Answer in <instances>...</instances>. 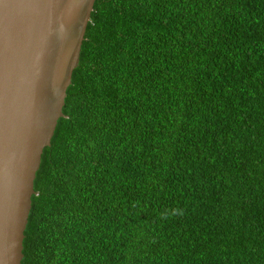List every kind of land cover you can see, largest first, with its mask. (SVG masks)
<instances>
[{"label":"trees","instance_id":"obj_1","mask_svg":"<svg viewBox=\"0 0 264 264\" xmlns=\"http://www.w3.org/2000/svg\"><path fill=\"white\" fill-rule=\"evenodd\" d=\"M66 93L21 264H264V0H95Z\"/></svg>","mask_w":264,"mask_h":264},{"label":"water","instance_id":"obj_2","mask_svg":"<svg viewBox=\"0 0 264 264\" xmlns=\"http://www.w3.org/2000/svg\"><path fill=\"white\" fill-rule=\"evenodd\" d=\"M95 0H0V264H21L43 149Z\"/></svg>","mask_w":264,"mask_h":264}]
</instances>
